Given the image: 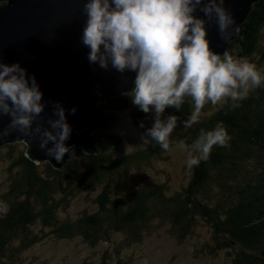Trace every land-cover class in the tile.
<instances>
[{"label": "trees", "instance_id": "trees-1", "mask_svg": "<svg viewBox=\"0 0 264 264\" xmlns=\"http://www.w3.org/2000/svg\"><path fill=\"white\" fill-rule=\"evenodd\" d=\"M262 29L264 0H258L241 34L229 46L232 56L256 66L261 86L250 90L237 108L231 107L230 99L214 105L213 110L211 102H206L198 123L189 129L182 121L193 110L190 98L179 111L167 109L165 117L176 115L181 121L169 137L168 150L151 139L130 142L121 134L98 131L94 135L99 140L98 153L75 147L73 157L58 168L48 160H31L23 142L1 146L0 204L4 212L0 213V264H33V260H25L24 252L48 237L64 242L81 240L97 250L102 249V242H114L113 255L107 257L106 251L98 264H129L118 257H124L128 248L139 247L152 233L168 229L182 245L199 234L200 225L210 232L199 248L206 258L221 256L224 250L227 255L220 264H264ZM99 105L127 109L134 120L148 115L123 94ZM219 122L231 138L228 145L214 146L209 159L198 166L189 169L186 164L188 176L184 175L186 182L178 190L172 191L168 180L139 179L138 175L152 170L156 162L165 165L176 145H182L178 151L186 149L202 129L212 130ZM81 197L91 200L94 210L75 213L71 205Z\"/></svg>", "mask_w": 264, "mask_h": 264}, {"label": "clouds", "instance_id": "clouds-1", "mask_svg": "<svg viewBox=\"0 0 264 264\" xmlns=\"http://www.w3.org/2000/svg\"><path fill=\"white\" fill-rule=\"evenodd\" d=\"M224 5L225 0L84 3L82 43L90 49L89 62L105 70L111 66L120 74L136 73L134 88L123 95L143 113L154 115L152 126L140 134L142 143L151 139L162 149H169V137L181 121L176 115L164 114L169 108L179 111L186 98L194 104L190 116L182 121L183 127L189 129L198 123L206 102L217 105L230 99L231 107L237 108L250 90L261 86L262 76L254 64L234 59L229 50L221 55L211 47V23L226 42L239 32L231 11ZM197 13H203V18ZM42 100L35 75L29 76L19 63L9 65L0 61V118L10 117L7 128L0 130V138L13 131L38 137L40 149L61 162L69 151L65 141L71 133L66 110L60 102L53 103V115L57 118L49 117L45 127V122H38L46 107ZM71 112L75 114L76 109ZM140 127H144L143 122ZM230 139L222 122L212 130L202 129L185 149L187 167L191 169L207 161L214 146L225 147Z\"/></svg>", "mask_w": 264, "mask_h": 264}, {"label": "water", "instance_id": "water-1", "mask_svg": "<svg viewBox=\"0 0 264 264\" xmlns=\"http://www.w3.org/2000/svg\"><path fill=\"white\" fill-rule=\"evenodd\" d=\"M258 0H225L239 26L253 10ZM86 0H0V61L6 64L19 63L29 76L35 75L46 102L40 121L45 122L53 115L52 105L60 102L66 110L67 122L71 127L68 140L69 151L61 162L46 155L39 147V138L24 136L18 131L0 138V147L5 143L23 142L31 160L53 163L62 167L71 158V151L82 148L85 152L98 153V131L114 132L133 142L131 124L127 110L103 108L101 101L119 96L134 88L136 73L120 74L111 66L108 70L88 60L90 49L82 43ZM203 18V13H197ZM208 38L212 49L223 54L229 50L231 41L220 38L217 27L211 23ZM75 108L73 114L71 109ZM125 111V112H124ZM128 117V116H127ZM10 117L0 118V130L6 129ZM36 124L33 125L35 127ZM51 147V144L49 145Z\"/></svg>", "mask_w": 264, "mask_h": 264}, {"label": "rangeland", "instance_id": "rangeland-1", "mask_svg": "<svg viewBox=\"0 0 264 264\" xmlns=\"http://www.w3.org/2000/svg\"><path fill=\"white\" fill-rule=\"evenodd\" d=\"M244 23L241 25L239 34L242 32ZM262 30L264 37V29ZM233 57L239 60L237 55H233ZM213 108H215V106L211 103L210 109L213 110ZM115 110L122 111L123 109ZM125 117L126 119L128 118L129 123H131L132 129L130 132L134 133L132 137L137 136L135 139H140V134L151 127L154 121V115L151 116V114L146 115L142 119L134 120L130 119V117H132L131 112L127 113V115L125 112ZM141 122L144 124L143 128L140 127ZM97 145L100 148V145ZM22 146H24V144ZM181 147V144L176 145L170 151L173 152V156L170 153V160L165 165H163L162 162H156L152 170L147 168L148 170H145L143 174L138 175L139 179L147 176L148 180H155L159 183L168 180L171 184L172 191L178 190L179 187L186 182V177L184 175L188 176L186 172L188 170L185 167L188 153L185 148L178 151ZM176 151L177 153H174ZM72 157L73 155L71 158ZM1 178L4 179V177ZM71 207L75 213H79V211L83 210L92 211L95 205L91 200L81 197L76 202L74 201ZM3 212L4 205L2 203L0 204V213L2 214ZM166 230L152 233L139 244V247L136 246L135 249L128 248L125 250L124 257L119 256L118 259H120L122 263L129 264H220L224 259V255H227L226 251L223 250L220 252L221 256H210L206 258L204 254L199 252V248L203 246V243L210 235L205 225H200L197 229V233L199 234L189 238L182 245L178 244V242L169 235L168 229ZM102 243V249L97 250V248L86 246L81 240L78 242H74V240L71 242H64L62 239L57 240L56 238L48 237L44 242L37 243L30 250L25 251L23 257L28 261L33 260V264H98L103 258V255L106 254V251L109 253L107 257H110L115 250L114 242ZM117 255L118 254L115 253L114 257H117Z\"/></svg>", "mask_w": 264, "mask_h": 264}, {"label": "bare ground", "instance_id": "bare-ground-1", "mask_svg": "<svg viewBox=\"0 0 264 264\" xmlns=\"http://www.w3.org/2000/svg\"><path fill=\"white\" fill-rule=\"evenodd\" d=\"M262 82H263V81H262ZM244 105H245V104H244ZM106 133H107V132H106ZM111 133H112V132H111ZM246 255H247V254H246ZM247 256H248V255H247ZM247 256H246V257H247ZM246 259H247V258H246ZM234 260H235V259H234ZM248 260H249V259H248Z\"/></svg>", "mask_w": 264, "mask_h": 264}]
</instances>
